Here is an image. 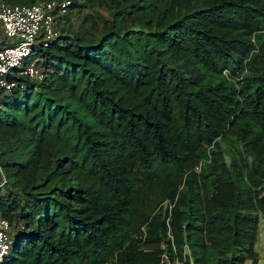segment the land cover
I'll use <instances>...</instances> for the list:
<instances>
[{"label":"trees","instance_id":"1","mask_svg":"<svg viewBox=\"0 0 264 264\" xmlns=\"http://www.w3.org/2000/svg\"><path fill=\"white\" fill-rule=\"evenodd\" d=\"M57 21L29 56L43 78L14 68L0 98V264H157L171 244L256 264L264 0H71Z\"/></svg>","mask_w":264,"mask_h":264},{"label":"built area","instance_id":"2","mask_svg":"<svg viewBox=\"0 0 264 264\" xmlns=\"http://www.w3.org/2000/svg\"><path fill=\"white\" fill-rule=\"evenodd\" d=\"M70 1L35 0L11 4L0 0V30L7 40L0 45V98L15 84L6 79V74L14 68H18V75L33 80L43 78L44 73L38 58L30 59V53L34 46L39 44L46 47L59 35L57 17L66 11ZM5 181L6 178L1 174L0 185ZM12 234L8 219L0 214V263L11 248ZM168 236L170 237L169 234ZM171 250L174 256L169 257L166 251H162L157 264H194L186 245L183 246L180 256L175 254L172 244ZM248 263L249 261L246 264ZM256 264H259V260ZM261 264H264V259Z\"/></svg>","mask_w":264,"mask_h":264},{"label":"rangeland","instance_id":"3","mask_svg":"<svg viewBox=\"0 0 264 264\" xmlns=\"http://www.w3.org/2000/svg\"><path fill=\"white\" fill-rule=\"evenodd\" d=\"M85 10L86 9H84L79 14L78 13L72 14V17H70V23H71V25L73 27H75L78 23L81 22L82 14H83V12ZM98 10H99V13H100L101 16H103V17H108L109 16L108 11H106L105 9L98 8ZM56 25H57L58 29L60 30V27L63 25V23L57 21ZM7 185H9V183ZM3 193H5V187L4 186L2 188H0V194H3ZM254 248H255V250L258 253L259 264H261L262 263V259H264V217H260L259 222H258V231H257V234H256ZM246 263H247V260L244 261L243 264H246Z\"/></svg>","mask_w":264,"mask_h":264}]
</instances>
